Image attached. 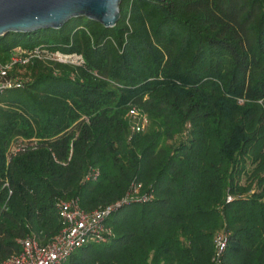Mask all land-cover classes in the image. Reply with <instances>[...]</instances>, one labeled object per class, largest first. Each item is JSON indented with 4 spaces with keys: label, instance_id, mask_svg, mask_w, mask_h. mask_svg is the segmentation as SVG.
<instances>
[{
    "label": "trees",
    "instance_id": "obj_1",
    "mask_svg": "<svg viewBox=\"0 0 264 264\" xmlns=\"http://www.w3.org/2000/svg\"><path fill=\"white\" fill-rule=\"evenodd\" d=\"M118 9L112 28L0 36L2 62L15 48L81 59L32 58L0 92V261L28 234L49 241L57 202L75 199L118 205L59 264H264V0Z\"/></svg>",
    "mask_w": 264,
    "mask_h": 264
},
{
    "label": "built area",
    "instance_id": "obj_2",
    "mask_svg": "<svg viewBox=\"0 0 264 264\" xmlns=\"http://www.w3.org/2000/svg\"><path fill=\"white\" fill-rule=\"evenodd\" d=\"M32 58L61 64H81V59L78 56L58 53L40 55L37 49L27 52L15 48L6 61H0V92L6 88L22 86L23 80L15 72H18L19 68L27 64ZM137 112V109L132 108L127 115L133 120ZM133 114L135 115L132 116ZM145 123L144 116L140 114L136 121L134 120L132 129L140 131ZM95 175L96 172L91 171L89 177L94 178ZM135 191L136 189L133 192ZM7 193L9 195L10 191L8 190ZM226 199L227 201L230 200L229 197ZM117 205L85 211L79 207L75 199L58 201L56 204V216L59 223L58 232L45 243H41L35 234L24 236L17 240L19 251L0 261V264H59L65 262L69 255L82 245L98 241L101 239V234L108 233L102 222ZM224 244L222 237L217 236L215 238V258L213 260H217Z\"/></svg>",
    "mask_w": 264,
    "mask_h": 264
},
{
    "label": "water",
    "instance_id": "obj_3",
    "mask_svg": "<svg viewBox=\"0 0 264 264\" xmlns=\"http://www.w3.org/2000/svg\"><path fill=\"white\" fill-rule=\"evenodd\" d=\"M121 0H0V36L59 29L73 18H85L112 28ZM163 2L164 0H155Z\"/></svg>",
    "mask_w": 264,
    "mask_h": 264
},
{
    "label": "rangeland",
    "instance_id": "obj_4",
    "mask_svg": "<svg viewBox=\"0 0 264 264\" xmlns=\"http://www.w3.org/2000/svg\"><path fill=\"white\" fill-rule=\"evenodd\" d=\"M135 114H133L132 116H134ZM140 116V112L138 111L135 115V118L132 120V123L134 122V120L136 121V119ZM146 127V123L144 124V126L142 127V129L144 130Z\"/></svg>",
    "mask_w": 264,
    "mask_h": 264
}]
</instances>
